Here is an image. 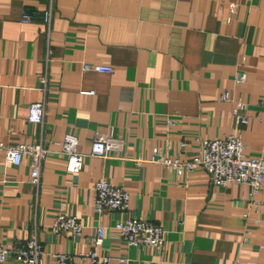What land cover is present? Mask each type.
I'll return each mask as SVG.
<instances>
[{
	"label": "crops",
	"instance_id": "0c3cea01",
	"mask_svg": "<svg viewBox=\"0 0 264 264\" xmlns=\"http://www.w3.org/2000/svg\"><path fill=\"white\" fill-rule=\"evenodd\" d=\"M24 10L37 17L21 22ZM263 86L264 0H0V141L48 149L38 187L28 155L15 166L0 150V245L35 236L43 264L55 253L86 264L79 257L102 225L96 250L112 263L264 264V188L252 195L248 184L214 186L204 170L178 176L150 160L154 147L175 157L181 141L178 156L188 160L198 139L229 134L246 156L264 160ZM39 101L42 124L27 122ZM239 101L245 108L234 115ZM66 134L78 138V172L67 171L68 155L52 143ZM97 134L120 146L92 156ZM100 179L129 192L127 210L95 211ZM58 213L77 216L81 233L51 231ZM127 217L162 227L163 245L127 244L114 228Z\"/></svg>",
	"mask_w": 264,
	"mask_h": 264
},
{
	"label": "built area",
	"instance_id": "2783aa9c",
	"mask_svg": "<svg viewBox=\"0 0 264 264\" xmlns=\"http://www.w3.org/2000/svg\"><path fill=\"white\" fill-rule=\"evenodd\" d=\"M37 14L34 11L24 10L21 15V22L27 23L35 19ZM50 11L43 13V19L49 23ZM84 70H94L97 72L109 73L112 68L108 65L83 64ZM246 73L241 72L235 75L234 81L244 82ZM264 88V86H263ZM92 93V92H90ZM229 94L225 91L221 98L228 99ZM245 104L239 101L233 109V114L237 115L238 110L244 109ZM44 118V104L42 101L33 102L27 109V122L32 124H42ZM239 121L247 122V118L239 116ZM264 121V117H263ZM198 154L188 160H180L178 154L183 152L186 143H179L178 153L172 157L168 152L162 151L159 147L152 149L150 160L166 168H171L180 176L185 172L193 170H204L208 173L210 181L214 186H226L230 183L235 185L248 184L251 194L254 195L264 188V160L246 156L243 153V142L239 136L229 134L219 139H198ZM55 145H61L59 153L68 155L66 164L67 171L78 172L82 167V155L77 152L78 138L73 134L64 135L62 141H53ZM120 141L111 134H97L91 145L90 154L92 156H103L107 151L120 146ZM0 150L5 151L6 160L12 165H19L24 154L31 159L30 183L38 187L40 165L48 152V149L41 143L36 144H15L6 145L0 141ZM96 193L94 208L98 214L104 211H125L129 207L130 194L122 186H116L104 179L96 181L94 184ZM118 235L129 245L142 244L149 247L160 248L164 241V230L151 221L133 217L121 219L114 224ZM51 231L55 233L69 232L72 235H79L82 224L75 215L58 213L52 223ZM105 227L98 225L96 234L92 239L90 251L79 257V260L86 261V264H127L123 257H118L116 263H112L110 257L98 254L96 247L101 245L105 237ZM43 247L35 236H31L24 241H17L12 248L7 250L0 245V264H4L11 256L13 264H43ZM52 264H72L70 255L55 253L52 255Z\"/></svg>",
	"mask_w": 264,
	"mask_h": 264
}]
</instances>
